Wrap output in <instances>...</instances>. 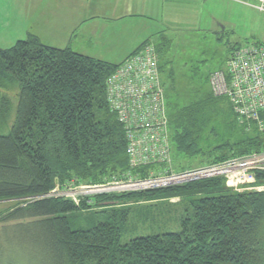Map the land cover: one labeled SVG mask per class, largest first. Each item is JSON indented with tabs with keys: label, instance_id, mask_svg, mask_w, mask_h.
I'll use <instances>...</instances> for the list:
<instances>
[{
	"label": "trees",
	"instance_id": "obj_1",
	"mask_svg": "<svg viewBox=\"0 0 264 264\" xmlns=\"http://www.w3.org/2000/svg\"><path fill=\"white\" fill-rule=\"evenodd\" d=\"M169 63L159 58L172 158L196 160L187 166L184 160L179 168L173 164L174 169L228 160L233 144L228 132L217 135L228 148L219 157L206 138L207 133L215 137L217 123L243 131L236 154L264 151V129L247 121L239 126L230 100L213 94L212 72L193 70L177 85ZM120 64L46 45L34 34L0 48V201L30 200L0 213L1 227L12 223L31 229L27 234L35 254L45 264H264V190L234 191L221 176L98 195L94 206L81 198L79 203L60 196L39 198L57 186L99 183L129 171L124 128L106 95V81ZM245 128L252 134L246 135ZM136 171L146 174V169ZM256 175L258 186L264 172ZM174 197L187 198L189 204L180 230L122 242L135 216L130 203ZM92 206L99 211L88 225H76L73 217Z\"/></svg>",
	"mask_w": 264,
	"mask_h": 264
},
{
	"label": "built area",
	"instance_id": "obj_2",
	"mask_svg": "<svg viewBox=\"0 0 264 264\" xmlns=\"http://www.w3.org/2000/svg\"><path fill=\"white\" fill-rule=\"evenodd\" d=\"M254 7L264 12V0H258ZM210 86L215 96L230 100L240 122H254L263 130L264 42L235 48L226 68L211 73ZM106 95L110 109L124 128L129 171L122 179L106 185L57 186L39 198L71 193L79 203L84 195L159 189L220 175L230 188L248 185L250 189H260L255 186L256 173L264 171V151L203 166L173 168L167 100L154 40L141 45L108 77ZM136 169H146V174ZM240 170L241 176L235 173Z\"/></svg>",
	"mask_w": 264,
	"mask_h": 264
},
{
	"label": "rangeland",
	"instance_id": "obj_3",
	"mask_svg": "<svg viewBox=\"0 0 264 264\" xmlns=\"http://www.w3.org/2000/svg\"><path fill=\"white\" fill-rule=\"evenodd\" d=\"M246 1L247 2L241 0H214L215 4L210 8L214 15L205 17L208 14V10H206L204 12L203 18L201 17L198 19L200 22H203L202 25L197 27L189 26L186 28L172 26L166 33L162 35H155V40H153L159 47V58L161 61H164L165 59L170 61L166 68L173 66L172 69L174 70L176 79L175 82L177 85H180V83H185L187 80L186 76L191 75L193 70L198 71L200 75H206L209 72H213L220 68H226L228 59L230 58L234 49L239 46L264 42V12H261L254 7L258 5V0ZM17 31L19 30L14 25H11L10 28L6 29L1 28L0 48L2 47L5 49L12 47L13 43L15 44L17 42L14 40L19 38V34L16 33ZM20 38L25 39L26 37ZM120 45H122L124 48L123 43ZM114 46L115 44H113L112 47L114 48ZM113 50L114 49L111 51ZM97 52L100 55L104 54V51L102 50ZM114 60L116 61L117 59L115 58ZM163 76L166 78L165 74H163ZM181 95L184 96L185 94L183 93ZM238 123L239 126L243 125V123L239 121ZM228 130V127H219L217 123L216 129L213 131V134H216L215 137L209 133L206 135L207 140H209V143L211 144L209 146L213 148V151L218 157L221 156L223 152L228 150V148L225 147L224 142L219 140V137L224 135L225 132H228V135L232 138L231 141L233 144L229 145L230 148L227 152L228 154L224 159H229L230 156V159L243 157L236 154L240 147L243 146V131H239L240 128L238 127L229 131ZM169 132L171 134L170 130ZM218 133L222 135L217 136ZM244 133H246V135L247 133L251 135L252 130L245 128ZM172 159L174 168H179L180 165H183L184 160L186 166L189 163L196 161L194 159H190L188 161L180 156H177L176 154ZM235 173L239 176L242 175L241 170L236 171ZM120 175L113 176L110 179H105L99 183L90 182V184L106 185L107 183L122 179V175ZM220 176L224 177L223 175ZM79 184L83 185V183ZM181 185L183 186L184 184ZM250 188L251 187L248 185H242L239 186L238 189H232L234 191L241 190L239 192L256 190L262 191L264 190V182L258 185L257 188L260 189ZM151 190L152 189L149 191ZM106 194L121 195V193L111 191L109 193L97 195H84L81 196V199H87L88 204L94 206L96 202V196ZM63 197L72 201L74 200V195L71 193L63 194ZM23 200L24 201L18 199L0 201V213L9 211L13 208H16L17 206L25 204L27 205L30 202L28 199ZM130 205L135 216H132V219L126 226L127 231H125L122 235L123 243L129 241L133 237L140 235L158 234L167 231L180 230L181 216L189 207L188 199L182 197H174L170 199L159 198L157 200H140L138 202H132ZM93 206L87 210H84L83 212L81 211V215L79 217H73L76 225H88L93 213L95 211H99V208ZM137 212L140 213L138 214ZM1 226L2 223H0V264H11L12 261H15L17 264H45L43 262V258H41L40 255L38 256L35 254L36 249H34V243H32L31 237L29 235V231H31V229H25L22 227L16 228V226L12 227V223L11 226H8V229ZM28 232L29 234H27Z\"/></svg>",
	"mask_w": 264,
	"mask_h": 264
},
{
	"label": "crops",
	"instance_id": "obj_4",
	"mask_svg": "<svg viewBox=\"0 0 264 264\" xmlns=\"http://www.w3.org/2000/svg\"><path fill=\"white\" fill-rule=\"evenodd\" d=\"M214 4V0H0V29L14 25L19 30L14 41L34 34L46 45L120 64L172 26L202 25L198 19L206 10L205 17L214 15L210 10Z\"/></svg>",
	"mask_w": 264,
	"mask_h": 264
}]
</instances>
